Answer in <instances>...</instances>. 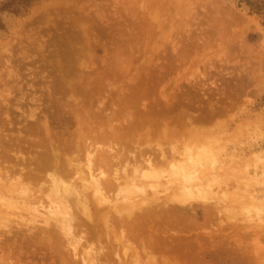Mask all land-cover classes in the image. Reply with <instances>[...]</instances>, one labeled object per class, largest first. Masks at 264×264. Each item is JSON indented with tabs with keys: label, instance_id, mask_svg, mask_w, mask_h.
Masks as SVG:
<instances>
[{
	"label": "rangeland",
	"instance_id": "rangeland-1",
	"mask_svg": "<svg viewBox=\"0 0 264 264\" xmlns=\"http://www.w3.org/2000/svg\"><path fill=\"white\" fill-rule=\"evenodd\" d=\"M252 1L35 0L17 14L0 13V219L8 218L0 221V264H264V0H256L260 12L250 10ZM170 147L176 155L145 170L146 155L159 159V149L169 155ZM94 148L108 152L124 192H105L109 204L188 203L182 208L189 217L107 219L85 217L97 214L86 209L68 219L55 205L57 217L43 194L31 202L18 193L21 178L30 189L48 184L50 170L34 162L48 161L41 160L46 152L71 167V183L89 182L85 157ZM210 153L219 161L211 169L204 159ZM196 154L206 181L192 183L191 192L193 180L179 167ZM96 167H89L94 176L100 168L110 176ZM127 172L135 182L144 175L130 181L132 191L121 180ZM178 238L200 248L182 256L173 248Z\"/></svg>",
	"mask_w": 264,
	"mask_h": 264
},
{
	"label": "bare ground",
	"instance_id": "bare-ground-1",
	"mask_svg": "<svg viewBox=\"0 0 264 264\" xmlns=\"http://www.w3.org/2000/svg\"><path fill=\"white\" fill-rule=\"evenodd\" d=\"M221 4V3H220ZM217 12V11H216ZM250 24V23H249ZM222 26V25H221ZM258 31V30H257ZM216 33V32H215ZM245 33V32H244ZM246 35V34H245ZM232 38V37H231ZM229 40V39H228ZM230 40H232V41H234L233 40V38L232 39H230ZM231 41V42H232ZM223 42H225V41H223ZM228 42H230V41H228ZM232 44V43H231ZM226 45V44H225ZM228 47V46H227ZM194 134V133H193ZM197 136V135H196ZM195 137V136H194ZM11 145V144H10ZM194 146L196 145V144H193ZM106 147V146H105ZM108 147V148H107ZM106 148L107 149H110V147L111 146H107ZM175 148V147H174ZM172 148V147H170V154L169 155H167V154H165L166 152H165V150H163V149H159V151H158V153H160V158L158 159V158H155V159H152V158H150V157H147L148 155H146L145 157V159L143 160L144 162H143V164H142V166H147L146 168H145V170H152V168H153V171H156L155 170V167H153V165H161V164H163V163H166V161H167V157L168 156H174V155H176V153L178 152V150L175 148ZM95 149V148H94ZM101 149V148H100ZM102 149H104V148H102ZM112 149V148H111ZM111 149L110 150H108L109 151V153H110V151H111ZM51 150V149H50ZM86 150V149H85ZM93 150V149H92ZM91 150V151H92ZM96 150L97 149H95V151L94 152H92V153H96ZM116 150V149H115ZM175 150H177V151H175ZM52 151V150H51ZM88 151V150H87ZM87 151H86V153H87ZM144 151V150H143ZM198 151V150H197ZM90 152V151H89ZM87 153L86 154V157L85 158H87V159H85V162H86V160H87V162L84 164L85 166H86V164H87V167H85V169L86 168H88V173H86L87 174V176H88V178L87 179H89L90 177H91V180L88 182V180H87V183H85L84 181H80V183H82V182H84V184H79V185H76V184H74L73 182V184L71 183V181H69L70 179H68V176H69V178L71 177L68 173H67V169H71V167H70V165H68L69 164V162H67L68 164V166L70 167V168H67V166L65 165L66 163L65 162H63V164L65 165H63L62 164V162L61 161H59V159L56 157L57 156V154L56 153H54L53 155H48L47 156V153L48 152H46V155L44 154V156L42 155V161L43 160H48V161H50L51 160V157L53 158V160L52 161H50V162H48V161H45V163L44 162H40V161H38V157L39 156H37V157H35V166L36 167H40L41 169L40 170H50L49 171V173H47L48 175H49V177H48V175H47V177L50 179V180H48L49 182H48V184L46 183V185H44L45 184V181H43V186L42 185H40V186H35L36 188H31L30 189V187H29V184H28V186H26L25 187V185H23V184H21V182H23L24 183V181H22V178L20 179V175H19V173H18V176H20V177H18L20 180H17L18 182V184L20 185V186H18V187H20V188H18L19 190H20V192H18V193H20L21 195H23L25 198H27V201H28V198H30L32 201L31 202H33V199H37L38 197H40V196H42V194L46 197V199H48V202L50 203H48V205H51L52 207V212L54 211V214H55V210L56 211H58V209H55L54 210V207H55V205H58V206H56L57 208H59L62 212L60 213L59 211L57 212V217H60V216H58V214L59 215H61V217L63 218V217H67L68 219H69V217H77V215H78V212H80L81 210H86L87 209V213H88V211H90V212H96L97 214L95 215V216H85V217H179V218H181V217H189V215H190V213L189 212H187V211H185L183 208L188 204V203H186L185 205H184V207L182 206L183 204H181V206H178V207H175V208H171V206H170V208H171V210H173V211H168V210H170V208L169 209H167L166 208V206H165V203H164V201L163 202H161V203H163L162 205H160V203H159V206H157V207H153V205L152 206H150V203H147L146 204V202H145V204H132V203H128V202H126L125 200V205L122 203V207H121V205H120V207L118 208V207H116V206H113V205H111V204H109V202L107 201V199L104 197V194H105V192L106 193H108V191H112L114 188H116V189H118L117 190V193H118V191L119 190H121V187H120V189L119 188H117V186L119 185L118 183L119 182H117V184H115L116 182V176H115V174H114V176L112 175L111 176V170H110V168L111 167H109V164L108 163H111V162H109V155H111L112 154V152H114L113 150H112V152L108 155V152L107 151H104V150H100L99 152H97L96 154H93V155H96V159H95V161H93V162H91V156H90V154H92V153ZM118 152V151H117ZM150 152V151H149ZM115 153V152H114ZM143 152L142 151H140L139 152V154H138V157H142L141 156V154H142ZM145 153V152H144ZM42 154V153H41ZM52 154V153H51ZM56 154V155H55ZM117 155V157H118V155L120 154H118V153H116ZM150 155V154H149ZM1 156V155H0ZM89 156V157H88ZM115 156V155H114ZM115 156V157H116ZM2 157V156H1ZM9 157H11V156H9ZM17 157V156H16ZM116 157V158H117ZM178 157V156H177ZM198 157H199V155L198 154H196L195 156H193L191 159H190V165H189V167L188 168H185V166H182L181 164V166L179 167L180 168V170L181 171H183V173H185L184 175H186V173L187 174H189L188 175V178H187V180H193V182H191V187H189V189L191 190V192H193L192 191V183H193V186L194 185H201L202 184V182H203V180H202V177H201V175L199 174L200 172H201V168H199L198 169V167H200V163L202 162V160H200V159H198ZM200 157H201V155H200ZM20 158V157H19ZM48 158H50V160L48 159ZM110 158H111V156H110ZM9 159V158H8ZM13 159H14V156H13ZM204 159H206L205 160V165L207 166H209V168L211 169V168H215V166H217L218 165V158H217V156L214 154V153H210L209 155H207V156H205V158ZM2 160H3V158H2ZM17 160H18V157H17ZM20 160V159H19ZM6 161V160H5ZM21 161V160H20ZM23 161V160H22ZM172 161V160H171ZM4 162V161H3ZM2 162V163H3ZM61 164H60V163ZM1 163V162H0ZM16 163V162H15ZM21 163H23V162H21ZM33 163V162H32ZM19 164H20V162H19ZM22 165V164H21ZM43 165V166H42ZM92 165H95V166H97L96 168H98L99 169V167H102V166H105V169L103 170V171H106V168H107V170L109 171L110 170V172H109V174H110V176L107 174V172L105 173H103L102 171H101V168H100V172L98 171V169H97V171L99 172L97 175H99L97 178L95 177V176H97V175H95L94 176V174H92L89 170H92V169H89V167L90 166H92ZM25 166V165H24ZM33 167H34V170L36 169L35 168V166H34V164L32 165ZM6 167V166H5ZM19 168H20V166H18ZM169 167V166H168ZM14 168V167H13ZM15 168H17L16 166H15ZM104 168V167H103ZM109 168V169H108ZM23 170V168H20V170H19V172H21L22 170ZM112 169V168H111ZM132 169H133V167H132ZM131 169V170H132ZM169 169H171V168H169ZM4 170H6V169H4ZM37 170V169H36ZM78 170V169H77ZM116 170V169H115ZM126 170V169H125ZM130 170V171H131ZM134 170V169H133ZM136 170V169H135ZM142 170V169H141ZM145 170H143V171H145ZM172 170V169H171ZM8 171H12V170H9V168H8ZM74 171H76L75 169H74ZM93 171V170H92ZM96 171V170H95ZM94 171V172H95ZM114 171V170H113ZM112 171V172H113ZM152 171V172H153ZM168 171H170V170H168ZM176 171V170H175ZM6 172V177H7V171H5ZM13 172V171H12ZM25 172V171H24ZM35 172V171H34ZM37 172V171H36ZM48 172V171H47ZM68 172H70L69 170H68ZM71 172H72V169H71ZM77 172V171H76ZM135 171H133V173H134ZM139 172H141V171H139ZM138 171H137V173H139ZM148 172V171H147ZM151 172V171H150ZM180 172V171H179ZM9 173H11V172H9ZM26 174H27V172H25ZM33 173V172H32ZM38 173H39V170H38ZM40 173H42L41 171H40ZM44 173V172H43ZM67 173V174H66ZM78 173V172H77ZM128 173V172H127ZM132 173V171L130 172V174ZM132 173V174H133ZM182 173V172H181ZM2 174V173H1ZM4 174V173H3ZM66 174V175H65ZM93 176H92V175ZM129 173L127 174V176H126V178H124V176H123V178H121V180L122 179H125L126 180V182H127V184H126V182H125V186H131V188H129V187H126V188H128V189H130L131 191H132V188H133V186H135V185H133V184H131V182L132 181H134L135 179H136V177L134 176H132V175H130ZM142 174V173H141ZM145 174V173H144ZM151 174H153V173H151ZM5 175V174H4ZM17 175V174H16ZM28 175H31V172L28 174ZM34 176H35V173L33 174ZM33 175H31L32 177H33ZM36 175H38V174H36ZM43 175V174H42ZM45 175V174H44ZM43 175V176H44ZM129 175V176H128ZM137 175V174H136ZM155 175V174H154ZM160 175V174H159ZM11 176H12V173H11ZM10 175H9V179L8 180H10V179H12L13 178V176H12V178H10L11 177ZM73 176V175H72ZM90 176V177H89ZM132 176V177H131ZM144 175L142 174V176H140L139 177V175H137V179H138V177H139V179H141V177H143ZM204 177H205V175H203ZM2 177V176H1ZM5 177V178H6ZM17 177V176H16ZM24 177V176H23ZM29 177V176H28ZM30 178V179H37V180H39V176H38V178L35 176V177H33V178ZM74 177V176H73ZM187 177V176H186ZM72 178V177H71ZM119 178V177H118ZM117 178V181H119V179ZM157 178H158V176H157ZM157 178H156V180H157ZM2 179H3V177H2ZM42 179V178H41ZM44 179V178H43ZM75 179V178H74ZM115 179V180H114ZM136 180V182L137 181H140V180ZM148 179V178H147ZM159 179V178H158ZM211 179V178H210ZM13 180V179H12ZM29 180V179H28ZM78 180V179H77ZM76 180V181H77ZM184 180V179H183ZM2 181H4V179L2 180ZM35 182H36V180H34ZM74 181V180H73ZM92 181V182H91ZM131 181V182H130ZM152 181H154V180H152ZM194 181L196 182V183H194ZM206 181V180H205ZM205 181L203 182V184L205 183ZM207 181L209 182V180L207 179ZM5 182H6V179H5ZM4 182V183H5ZM13 182H14V180H13ZM35 182H33V183H35ZM122 181H120V183H121ZM135 182V181H134ZM136 182H135V184H136ZM9 183V182H8ZM7 183V184H8ZM12 183V182H11ZM10 183V184H11ZM33 183H32V185H33ZM75 183H77V182H75ZM90 183V184H89ZM128 183H130V184H128ZM211 183V182H210ZM214 183V182H213ZM216 183V182H215ZM212 184V183H211ZM13 185V184H12ZM35 185V184H34ZM133 185V186H132ZM183 185V184H182ZM189 185V186H190ZM209 185V184H208ZM14 186H16L15 184H14ZM14 186H12V187H14ZM144 185H142V188H144L145 189V187H143ZM153 186V188H154V185H152ZM159 186V185H158ZM206 186V185H205ZM11 187V188H12ZM204 187V186H203ZM209 187H211V186H209ZM208 187V188H209ZM1 188V187H0ZM4 188V186H2V189ZM7 188H8V186H7ZM6 188V189H7ZM15 188V190H16V187H14ZM141 187H140V190L142 189ZM156 188V187H155ZM160 188V187H159ZM163 188V187H162ZM194 188V187H193ZM137 189V188H136ZM157 189V188H156ZM185 189V188H184ZM202 187H201V189H199V190H201L200 192H202ZM3 190H5V189H3ZM8 190V189H7ZM11 190V189H10ZM10 190H8L9 192H10ZM91 190L93 191V192H91ZM138 190V189H137ZM139 190V191H140ZM158 190V189H157ZM157 190H155L154 192H156ZM171 190V189H170ZM178 190V189H177ZM205 192H208V190L206 191L205 190V187H204V189H203ZM210 190H211V188H210ZM12 192H13V190H11ZM18 191V190H17ZM16 191V192H17ZM136 191V190H135ZM139 191H137V192H139ZM142 191H144V190H142ZM175 191H176V189H175ZM181 191H184V190H181ZM187 191V190H186ZM196 191V190H195ZM5 192H7V191H5ZM9 192H8V194H9ZM15 192V191H14ZM116 192V191H115ZM120 192H122V191H119V193ZM144 192H146V191H144ZM144 192H143V194H144ZM116 193V194H117ZM122 193H124V192H122ZM156 193H158V191L156 192ZM183 193H185V192H183ZM197 193H199V192H197ZM126 194H127V192H126ZM134 194V193H133ZM142 194V193H141ZM173 194V193H172ZM171 194V195H172ZM177 195H179L178 194V192L176 193ZM195 195H196V193H194ZM201 194H203V193H201ZM206 194V193H205ZM11 195H12V193H11ZM19 195V194H18ZM120 195H122L121 193H120ZM130 195H132V194H130ZM130 195L128 196V197H130ZM175 195V194H174ZM190 195H192V194H190ZM199 195H200V193H199ZM209 195V194H208ZM20 196V195H19ZM43 196V197H44ZM109 196V195H108ZM107 196V197H108ZM144 196V195H143ZM185 196V195H184ZM189 196V195H188ZM201 196V195H200ZM119 197L120 196H117V198L118 199H116V197L115 198H113L114 200H117V203H118V200H121V199H119ZM146 197V196H145ZM175 197H176V195H175ZM178 197V196H177ZM177 197L175 198V199H177ZM179 197H181V196H179ZM178 197V198H179ZM183 197V196H182ZM194 199H195V197H198L197 195L194 197V195L192 196ZM131 198V197H130ZM187 198V197H186ZM45 199V198H44ZM45 199V200H46ZM109 199V198H108ZM125 199H127V197L125 198ZM129 199V198H128ZM188 199V198H187ZM211 199V198H210ZM41 200V197H40V199H39V201ZM111 200V199H110ZM114 200H112V202L114 201ZM130 200V199H129ZM132 200V199H131ZM184 200V199H183ZM36 201V200H35ZM89 201H93V202H95V205H93V204H91V205H89L88 206V208H87V205H86V203L87 202H89ZM132 201H134V200H132ZM142 201L144 202V201H146V200H143L142 199ZM142 201L140 202V203H142ZM180 201H181V199H180ZM185 201V200H184ZM30 202V203H31ZM137 201H135V203H136ZM139 202V201H138ZM137 202V203H138ZM148 202V201H147ZM178 202V201H177ZM186 202H187V200H186ZM190 203H191V200L189 201ZM30 203L28 204V202H27V204H28V206H27V208L30 206ZM41 203H43V201L41 202ZM90 203V202H89ZM116 203V202H115ZM134 203V202H133ZM208 203H209V201H208ZM207 203V204H208ZM167 204L169 205V203L167 202ZM177 204H180V202L179 203H177ZM192 204V203H191ZM3 205V204H2ZM47 205V204H46ZM156 205V204H155ZM154 205V206H155ZM158 205V204H157ZM188 205H190V204H188ZM188 205H187V207H188ZM210 205V204H209ZM209 205L207 206L208 208H210L211 209V211H209V212H211L212 213V211L214 212V210H215V205L213 204V205H211L212 207H209ZM1 206V205H0ZM5 206V205H4ZM32 206H33V204H32ZM174 206V205H173ZM176 206V205H175ZM6 207H8V205L6 206ZM55 207V208H56ZM183 207V208H182ZM196 207V206H195ZM194 207V208H195ZM29 208H32V207H29ZM28 208V209H29ZM50 208V207H49ZM207 208V209H208ZM34 209H35V207H34ZM196 209H197V207H196ZM209 209V210H210ZM191 210V209H190ZM37 211V210H36ZM72 213H71V212ZM192 211H194V210H192ZM191 211V212H192ZM196 211V210H195ZM207 212H208V210H207ZM42 213V212H41ZM46 213V212H45ZM86 215H87V213H86V211L84 212ZM192 213H194V212H192ZM38 214H40V212L38 213ZM44 214V213H43ZM51 214V217H52V213H50ZM188 214V215H187ZM210 214V213H209ZM55 215V216H56ZM212 215V214H211ZM33 216L34 215H32V218L31 219H29V220H31L32 222H33ZM46 216V215H45ZM44 216V218L46 219V218H48L47 216L45 217ZM79 216V215H78ZM37 216H34V218H36ZM80 217V216H79ZM194 217V216H193ZM213 217V216H212ZM1 218H4V217H1ZM21 218V217H20ZM64 218V219H65ZM127 218V219H128ZM179 218H176V219H179ZM8 219V218H7ZM7 219H3V220H5L6 222H8V220ZM23 219V217L21 218V220ZM52 219V218H51ZM60 219V218H59ZM67 219V220H68ZM105 219V218H104ZM108 219V218H107ZM106 219V222L107 221H109V220H107ZM130 219V218H129ZM187 219H189V218H187ZM2 219H0V221H1ZM2 220V221H3ZM20 220V219H19ZM20 220V221H21ZM29 220H27L26 221V223L27 222H29ZM35 220V222H34V224L36 223V219H34ZM49 220V219H48ZM57 219H55V221H56ZM71 220H72V218H71ZM112 220V219H111ZM124 220V219H123ZM122 220V221H123ZM181 220V219H180ZM180 220H178V221H180ZM1 221V222H2ZM44 221V220H43ZM62 221V220H61ZM98 221V220H97ZM96 221V222H97ZM102 221V220H101ZM113 221H114V219H113ZM188 220H186V223H188L187 222ZM190 221V220H189ZM24 222V221H23ZM72 222H74L73 220H72ZM112 222V221H111ZM192 222H193V220H192ZM14 223H16V222H14ZM18 223V222H17ZM16 223V224H17ZM44 223H47V221L45 222L44 221ZM43 223V225H46V224H44ZM52 223H54V222H52ZM51 223V224H52ZM58 223H60V222H58ZM100 223V222H99ZM102 223V222H101ZM100 223V224H101ZM115 223V222H114ZM190 223V222H189ZM28 224H30V222L28 223ZM33 224V223H32ZM107 224H109V223H107ZM111 224V223H110ZM48 225V224H47ZM65 225V224H64ZM63 225V227H66V230H67V233H68V231H69V228H71L70 227V225L68 226L67 224V226L65 225L64 226ZM97 225H98V223H97ZM103 225H105V220H104V224H102V226ZM3 225H1V227H2ZM22 226V225H21ZM35 226V225H34ZM100 226V225H99ZM107 226V225H106ZM25 227V226H24ZM30 227V226H29ZM28 227V228H29ZM31 227H33V225L31 226ZM44 227H46V226H44ZM43 227V228H44ZM48 227V226H47ZM46 227V228H47ZM62 227V228H63ZM67 227H69V228H67ZM101 227V226H100ZM6 228V227H5ZM26 229H28L27 227H25ZM40 230H41V228H39ZM54 229V228H53ZM90 229V228H89ZM52 230V229H51ZM65 229H63V231H64ZM92 230V229H91ZM49 231H50V228H49ZM55 231V230H54ZM62 231V230H61ZM97 231V230H96ZM29 232H30V229H29ZM53 233H55V232H53ZM65 233H66V231H65ZM29 234H31V233H29ZM69 234V233H68ZM32 235V234H31ZM55 235V234H54ZM53 235V236H54ZM70 235V234H69ZM123 235V234H122ZM125 235V234H124ZM36 236V235H35ZM127 236V235H126ZM29 237V236H28ZM61 237V236H60ZM65 237V236H64ZM64 237H63V239H64ZM122 238L124 237V236H121ZM129 237V236H128ZM131 237V236H130ZM38 238V237H37ZM69 238V237H68ZM125 238V237H124ZM123 238V239H124ZM62 239V240H63ZM65 239H66V237H65ZM119 239H120V237H119ZM126 239V238H125ZM130 239H133V238H130ZM162 239V238H161ZM27 240H28V238H27ZM47 240V239H46ZM48 240H49V238H48ZM53 240H54V238H53ZM57 240V239H56ZM55 240V241H56ZM61 240V239H60ZM75 240V239H74ZM121 240V239H120ZM127 240V239H126ZM177 240V242H175V247H174V245H173V248H175L179 253H181V251L182 250H184L185 248H187V249H191V250H193V251H195V248H198L199 246H200V244H198V246H197V240H195V241H193V242H187V241H183V242H181V239L180 238H178V239H175L174 241H176ZM31 241V240H30ZM65 241H67V243H70V241L68 242V240H65ZM118 241V240H117ZM130 241V240H129ZM58 242H59V240H58ZM58 242H57V244H58ZM62 242V241H61ZM119 242H121V241H119ZM118 242V243H119ZM127 242V241H126ZM131 242V241H130ZM149 242V244H146V245H150V246H153V244H155L154 242H150V241H148ZM148 242H146V243H148ZM172 242H173V240H172ZM52 243V240L50 239L49 240V244H51ZM54 244H55V242H53ZM52 243V244H53ZM76 243V242H75ZM153 243V244H152ZM53 244V245H54ZM71 244V243H70ZM129 244V243H128ZM128 244H127V249H128ZM131 244V243H130ZM59 245V244H58ZM65 245V244H64ZM141 245V244H140ZM145 245V246H146ZM69 246V245H68ZM143 246V245H142ZM54 247H56V246H54ZM125 247V246H124ZM133 247V246H132ZM132 247H130V248H132ZM113 248V247H112ZM122 248V247H121ZM145 248V247H144ZM155 248V247H154ZM156 248H157V246H156ZM200 248V247H199ZM57 249V248H56ZM65 249V248H64ZM111 249V248H110ZM126 249V248H125ZM141 249V248H140ZM143 249V248H142ZM112 251H113V249H111ZM128 250H130V249H128ZM133 250H134V248H133ZM136 250V249H135ZM152 250V249H151ZM55 251V250H54ZM62 251V250H61ZM66 251V250H65ZM123 251V250H122ZM141 251V250H140ZM152 251H156V249L154 250H152ZM68 252V251H67ZM84 252V251H83ZM118 252V251H117ZM136 252V251H135ZM148 252H149V250H148ZM60 253V252H59ZM62 253H63V251H62ZM89 253V252H88ZM88 253H86L87 255H88ZM99 253V252H98ZM98 253H97V255H98ZM114 253V252H113ZM134 253V252H133ZM151 253V252H150ZM150 253H148V254H150ZM154 253V252H153ZM153 253H151L152 255H153ZM159 253V252H158ZM96 254V253H95ZM109 254V253H108ZM111 254V253H110ZM118 254V253H117ZM117 254L115 255V257L117 256ZM123 254H125V253H123ZM131 254V253H130ZM134 254H136V253H134ZM144 254V253H143ZM181 254H183L182 256H186V257H188V258H190L189 257V255H187V254H185V252L183 251V253H181ZM67 255V254H66ZM75 255V254H74ZM91 255V254H90ZM94 255V254H93ZM118 255H120V253L118 254ZM126 255V254H125ZM160 255V254H159ZM57 256V255H56ZM61 256V255H60ZM124 256V255H123ZM146 256V255H145ZM147 256H149V255H147ZM153 256H155V255H153ZM82 257V256H81ZM85 257H87V256H85ZM84 257V258H85ZM110 257V256H109ZM119 257V256H118ZM121 257V256H120ZM133 257V256H132ZM158 257V256H157ZM156 257V258H157ZM176 257V256H175ZM112 258V257H111ZM129 258H130V255H129ZM151 258V257H150ZM191 258H192V256H191ZM83 258H81V260H82ZM87 259H89V258H87ZM95 259V258H94ZM102 259V258H101ZM106 259V258H105ZM109 260H110V258H108ZM108 259H107V261H108ZM117 259V258H116ZM123 259V258H122ZM160 259V258H159ZM169 259V258H168ZM173 259V258H172ZM174 259H177V257L176 258H174ZM90 260H91V258H90ZM97 260V258L95 259V261ZM112 260V259H111ZM110 260V261H111ZM129 260V259H128ZM127 260V261H128ZM155 260H157V259H155ZM170 260V259H169ZM178 260V259H177ZM180 260H181V258H180ZM83 261H85L84 259L82 260V262ZM93 261V260H92ZM92 261H90V262H92ZM101 261V260H100ZM106 260H104V262H105ZM132 261H133V259H132ZM135 261V260H134ZM136 261H138V260H136ZM166 261V260H165ZM181 261H184V260H181ZM62 262V261H61ZM86 262H88V261H86ZM103 262V261H102ZM109 262V261H108ZM107 262V263H108ZM121 262V261H120ZM119 262V263H120ZM154 262V261H153ZM171 262V261H170ZM173 262V261H172ZM178 262H180V261H178ZM84 263V262H83ZM82 263V264H83ZM93 263V262H92ZM91 263V264H92ZM95 263V262H94ZM165 263V262H164ZM167 263V262H166ZM100 264V263H99ZM110 264V263H109ZM116 264V263H115ZM122 264V263H121ZM180 264V263H179Z\"/></svg>",
	"mask_w": 264,
	"mask_h": 264
},
{
	"label": "trees",
	"instance_id": "trees-1",
	"mask_svg": "<svg viewBox=\"0 0 264 264\" xmlns=\"http://www.w3.org/2000/svg\"><path fill=\"white\" fill-rule=\"evenodd\" d=\"M35 0H4L0 4V13L1 12H6V13H13L17 14L21 11H23L28 5ZM250 10L260 12L262 2L261 1H256L253 0L250 4ZM3 28V25L0 20V29Z\"/></svg>",
	"mask_w": 264,
	"mask_h": 264
}]
</instances>
